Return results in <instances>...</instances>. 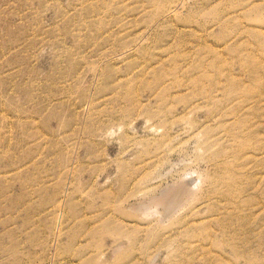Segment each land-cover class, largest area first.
<instances>
[{
    "label": "rangeland",
    "instance_id": "374dc122",
    "mask_svg": "<svg viewBox=\"0 0 264 264\" xmlns=\"http://www.w3.org/2000/svg\"><path fill=\"white\" fill-rule=\"evenodd\" d=\"M0 264H264V0H0Z\"/></svg>",
    "mask_w": 264,
    "mask_h": 264
}]
</instances>
